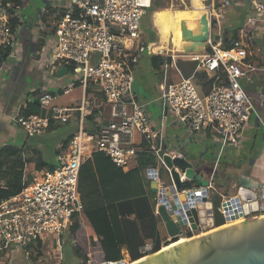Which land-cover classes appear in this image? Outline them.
Returning a JSON list of instances; mask_svg holds the SVG:
<instances>
[{
	"label": "built area",
	"instance_id": "obj_1",
	"mask_svg": "<svg viewBox=\"0 0 264 264\" xmlns=\"http://www.w3.org/2000/svg\"><path fill=\"white\" fill-rule=\"evenodd\" d=\"M38 17L39 43L48 53L45 71L51 76L65 66L72 80L62 87L68 92L78 83L84 89L97 90L102 94V101L83 93L79 102L73 106L54 104L55 94L49 90L38 96L39 104L49 111L48 115L30 113L24 115L15 112L12 123L19 131L28 136L44 133L51 121L67 122L78 111L80 121L78 129L66 140L56 154L55 164L50 169L35 171L31 180L22 189L0 201V264H10L15 250L28 254L34 243L39 242L44 234L60 237L68 229L78 213L83 210L82 195L78 188V177L82 165L96 153H102L119 169H127L137 161V152L147 151L155 156V161L144 167L145 178L156 182L154 212L164 204L163 198L168 193L184 195L180 203H186L194 216L196 225L192 227L186 215V209L173 212L181 215L186 223L181 226L183 235L187 231L204 232L214 225L213 205L209 190L214 189L213 176L210 174L207 186V201H202L200 186L185 187L184 183L193 180L176 168L183 183L178 189L163 159L164 154L171 157L181 155L178 151H163L164 127L153 125L150 116L139 102L133 88V68L142 53L147 52V43L140 37L144 24L142 18L145 8L153 6V0H45ZM165 0H162V2ZM171 6L186 9H202L208 20L209 51L204 53L187 52V55L207 71L220 68L227 79L226 83L214 85L201 96L191 77H182L176 82L160 83V118L172 117L181 124L192 138L201 139L206 132L212 140L222 146L235 145L242 141L252 112L255 107L241 85V79H250L256 67L246 64L248 44L244 38L232 39L228 46L211 38V31L225 16L230 0H168ZM24 0H0V53L7 52V59L16 55L17 24L20 22L18 9ZM163 6V4H161ZM173 12V11H172ZM264 12V0H251L249 20L258 19ZM0 62V74L8 61ZM61 75V76H62ZM103 105L108 106V117H104ZM96 110L102 119L97 129L87 130L82 126L86 112ZM95 112V111H94ZM139 133L150 146L144 149L136 146L133 135ZM220 134V135H219ZM160 166L167 171L169 182L163 184ZM255 197L243 199L235 192L224 195L217 207L224 223L233 222L230 215L242 214L237 220L247 217L264 216V182L250 184ZM174 189V192L172 190ZM192 190V196H188ZM166 193V194H165ZM171 205L173 198L167 200ZM257 201V209L245 212V206ZM208 225V228H205ZM211 227V228H210ZM144 256L152 252V243L145 241L139 247ZM129 259L103 260L99 264H115Z\"/></svg>",
	"mask_w": 264,
	"mask_h": 264
},
{
	"label": "crops",
	"instance_id": "obj_2",
	"mask_svg": "<svg viewBox=\"0 0 264 264\" xmlns=\"http://www.w3.org/2000/svg\"><path fill=\"white\" fill-rule=\"evenodd\" d=\"M250 9L251 0H230L225 16L211 31V38L227 45L232 39H243L244 34L249 36L248 39L244 38V41L248 44L245 62L246 64L254 65L256 69L250 74V79L244 78L242 80L243 85H241L256 100V109L259 117L254 116L252 120L250 117L245 136L234 147L250 148L251 158L249 166H251V171L264 179V12L258 19L251 21L248 19ZM180 15L185 17L184 13ZM150 22L152 23L151 19ZM36 30L39 31L37 28ZM188 31L192 35H196V30L192 23L186 25L185 28L177 27L174 31L173 42L158 46L155 51H147V54L151 57V66L156 70L155 88H157L159 93V113L157 115L143 106L140 95L145 94V82L139 75L138 62L133 68V88L139 102L150 116L153 125L163 123V151L175 150L182 152L174 144L179 140H212L209 132H206L201 139L192 138L186 130L178 132V128L181 126L174 122L172 117L168 116L164 121L160 118L159 86L163 81L176 82L182 77H191L201 96L205 95L216 85V80L213 79L215 71L205 70L198 65L197 61L192 60L190 56L184 57L187 56L184 53L190 51H195L194 53L209 51V45L206 43L203 46L202 42L189 38ZM38 35L39 32L36 39H32L29 42L23 40L25 43L22 41V44L17 38V44L20 43L21 47H16V55L7 59L6 69L4 68L0 74V188L2 189L7 188L8 179L16 166H21V180L23 181L26 178L31 180L35 171L52 168L55 164L56 154L66 140L78 129L80 121L78 111L74 112L67 122L51 121L49 128L44 134L51 136L57 132L60 126L63 131L60 133L53 148H50L47 141L42 137L43 133L30 136L25 134L24 139L19 138V134L22 131H19L11 120L15 112L18 110L22 112L26 107L30 108V101H35L39 104V94L45 90H51V88L57 90L52 89L55 94L52 102L59 106L76 105L85 92L94 97H96V93H100L91 88L86 90L78 83L74 84L68 92H62V87H65L70 82V78L68 75L58 76L57 74L52 78L47 77L45 63L48 53L47 51L45 53L41 47ZM140 41L150 44L155 39L146 41L143 28ZM149 44L147 47H149ZM6 73L8 74L7 76ZM28 75L31 77L30 87H28L29 83L25 81ZM62 95H64V98L56 102V99ZM97 100L102 101V96L100 100L98 98ZM40 107L44 108L41 105ZM102 109L104 117L107 118L109 114L108 106L103 105ZM168 118H170V121L166 123ZM101 120L97 111L93 109V111L84 114L82 126L87 130L94 131ZM133 139L136 146L144 149H150V146L154 144H148L139 133H135ZM213 142L214 144L217 143ZM228 146L232 145H226V147ZM101 154L96 153V159ZM103 156L105 158L95 159V164H91L90 160L93 156L81 167L86 196L79 188V177L78 188L82 197H84L82 199L83 210L76 215V219L74 218L75 222L72 223L71 227L63 231L59 237L60 239L55 244V249L61 251L65 244L70 243L71 251L76 257V264H99L103 260H115L116 258H127L131 262L129 254L137 252L141 243L159 241L160 247L163 248L165 241L168 239L164 222L154 212L155 194L153 192L148 193L143 185L132 183L127 174L132 169H138L137 161L133 162L127 169H119L111 163L115 170H121L122 173L121 175L112 176V178H104L105 166L102 164L107 160V157L104 154ZM220 165L227 170L231 166V162L227 160L226 154L218 152L213 162L210 165L208 163L206 168H211L210 174L213 171L216 174ZM206 172L209 171L207 170ZM229 178L228 181L231 183L233 193H235L236 180L233 177ZM102 179L108 185L112 182L120 181L121 186L116 189L108 188L106 186L107 183L104 185L101 182ZM247 179L250 182H264V180ZM224 195L220 196L219 201ZM140 196L145 197L137 199ZM126 201H129V203H126ZM130 203L133 206L132 208H134V212L132 211L128 214L127 207L124 206H128L126 204ZM139 205H143V207L138 213L136 207ZM66 233H70L71 236H64ZM36 254L40 255V251H33V255L36 256ZM47 254L49 255L48 252ZM28 262V258L19 253L14 254L10 264H28Z\"/></svg>",
	"mask_w": 264,
	"mask_h": 264
},
{
	"label": "rangeland",
	"instance_id": "obj_3",
	"mask_svg": "<svg viewBox=\"0 0 264 264\" xmlns=\"http://www.w3.org/2000/svg\"><path fill=\"white\" fill-rule=\"evenodd\" d=\"M155 1V0H153ZM46 1L45 0H24L23 5L18 9V14L20 15V22L17 24L19 33L17 38L18 41L25 40L27 42L31 41L32 39H36L38 31L36 30L38 26V17L40 16L39 12L42 6H45ZM156 7H150L145 8L144 15L142 18V23L145 24L144 26V33H145V39L146 41L154 40L149 44V47L146 49L148 51L153 50L155 51L157 47L164 45L167 43L165 32L158 31L156 29V24H161L164 28L167 26V10L170 11H176L180 9H186L185 7H177V6H171L168 0L163 1V6L157 7L158 9H154ZM150 19L152 21V24L150 22ZM185 24L188 25L191 22L187 17L184 19ZM153 25V28H152ZM146 27V28H145ZM215 33V32H214ZM23 43H25L23 41ZM21 44H17V47H21ZM148 52L142 53L139 57L138 61V71L141 78L144 79L145 82V94H141L142 104L145 106L146 109L154 112L156 115L159 113V93L157 91V88H155V81H156V75L154 68L151 66L150 63V55L147 54ZM187 55V52L184 53ZM184 57H188L184 56ZM6 69V67H5ZM8 74L6 73V76ZM47 77L52 78L49 73H47ZM30 76L28 75L25 79L27 83H29L28 87H30ZM72 78L70 79V81ZM243 79H241V84L243 85ZM247 82V81H246ZM244 88V87H243ZM55 90L54 88H51V90ZM245 92L247 93L246 89L244 88ZM248 94V93H247ZM255 110L257 111V102L254 99V97L250 94H248ZM95 96L100 100L102 94L96 93ZM64 98V95L59 96L56 99V102H59L60 99ZM157 98V99H156ZM254 116H257L255 112L251 113V120L254 118ZM170 118L167 119L166 123H169ZM179 124V123H178ZM180 127L178 128V132H184L185 128L179 124ZM63 131V128L60 126L57 129V132L51 136H48L47 134H42V137L47 141L50 148H53V145L56 143L60 133ZM35 135H41V134H35ZM220 135V134H219ZM25 133L21 132L19 134L20 139H24ZM171 142V141H169ZM175 146L177 148H180L181 146L185 151L188 152V159H190L192 162H194V168L204 175L205 177H210V169L206 168L207 164L209 165L213 162L214 158L218 154V152L226 154L227 160L231 162V166L225 170L224 166H219L217 173L213 176L214 181V189L210 191L211 198L217 199L219 201L220 196L225 194L229 195L233 193V189L231 187V183L228 181L229 177H233L236 181H239L241 177H247L254 180H264L263 177L253 174L251 171V166H249V160L251 158V152L250 148H240V147H234L232 146H222L220 142L217 141L216 144L210 139L207 140H189L186 139L184 141H176ZM208 147V148H207ZM103 154L96 157L94 156L90 163L95 164V159H103ZM105 158V157H104ZM107 159V158H106ZM105 166V175L104 178H112V176L121 175V170H115L111 162L107 159L102 164ZM209 172H206V171ZM82 171L79 176V188L81 189V192L85 193V183L83 176L81 175ZM130 177V180H132V183H136L139 185H143L144 188L148 193H152L149 188V181L145 178L144 172L141 169H132L127 173ZM160 175L163 177L162 183L165 184L168 181L167 178V171L163 166H160ZM231 179V178H229ZM101 182L105 185L104 179L101 180ZM108 188L116 189L117 187H120V181L112 182L108 185L106 184ZM86 196V193L84 194ZM84 197H82L83 199ZM76 219V218H75ZM75 219L72 221V223L75 222ZM72 225V224H71ZM70 225V227H71ZM205 228H208V225H205ZM211 228V227H210ZM209 229V228H208ZM212 229V228H211ZM209 229V230H211ZM208 230V231H209ZM197 233L194 231L192 232V235H196ZM71 236L70 233H66L64 236ZM60 238L56 237L55 235H52L50 233L44 234L43 238L39 242L34 243L29 249H27L28 254H24L22 252V256H26L28 258V264H76V257L71 251L70 243H67L64 245V247L61 249V251H57L55 249V244L58 242ZM40 251V255L36 254V256L33 255V251ZM15 254L21 253V250L16 249ZM49 253V255L47 254ZM61 254V255H60ZM38 255V256H37ZM46 255V256H45ZM40 256V258H39ZM20 257V256H19ZM40 260V261H38Z\"/></svg>",
	"mask_w": 264,
	"mask_h": 264
},
{
	"label": "water",
	"instance_id": "obj_4",
	"mask_svg": "<svg viewBox=\"0 0 264 264\" xmlns=\"http://www.w3.org/2000/svg\"><path fill=\"white\" fill-rule=\"evenodd\" d=\"M201 31L197 35L189 32V38L200 41L205 44L208 38V20L206 15L200 18ZM195 52V51H190ZM67 71V67L62 66L57 70V75L61 76ZM182 152L179 156L171 157L164 154L165 164L170 167L173 181L178 189L183 186L180 180L179 172L176 168L185 173V176L193 180L195 186H200L202 190V201H207L209 185V177H205L194 168V162L188 159V152L179 148ZM213 171V170H212ZM211 173V172H210ZM258 185L259 182H250L246 177H241L236 181V192L241 198H254L253 191L249 188L250 184ZM149 188L155 193L156 182L150 181ZM174 192V189L172 190ZM192 190L187 194L192 196ZM166 194V193H165ZM174 199L175 203L171 205L167 200ZM184 199V195L172 197L168 193L163 198L164 204L158 206V215L164 222L168 239L177 240L183 238L178 243L167 248L148 253L138 259L131 260V264H264V216L247 217L242 220L234 221L242 213L230 215L229 219L233 222L226 225L216 226L209 231L198 232L196 235L186 237L183 235L181 226L186 221L181 215H174L173 212L180 211L182 206L186 209V215L191 226L201 229L200 225H196L192 212L188 209L186 203H180ZM245 212L248 209L253 211L257 209V201H251L245 206ZM166 240V241H167ZM165 241V243H166Z\"/></svg>",
	"mask_w": 264,
	"mask_h": 264
},
{
	"label": "trees",
	"instance_id": "obj_5",
	"mask_svg": "<svg viewBox=\"0 0 264 264\" xmlns=\"http://www.w3.org/2000/svg\"><path fill=\"white\" fill-rule=\"evenodd\" d=\"M161 4H163L162 0H155V1H153V6L152 7H156L154 9H158L157 7H159V5L161 6ZM228 45L229 44H227L225 46H228ZM208 50H211L210 47L208 48ZM7 52H8V50H6L5 52H1L0 53V62L7 59V55H6ZM214 73L215 74L213 75V79L216 80V84H221V83H226L227 82V79H226L225 74L222 71L221 67L215 69ZM49 91L54 93V91H52V90H49ZM29 104H30V108L26 107L22 111V113L24 115H28L30 113H36V114H39V115H48L49 114V111L47 109H45V108H41L40 104H38L37 102L30 101ZM93 156H95V154ZM154 160H155V157L150 152H147V151H139V152H137V165H138V168L141 169V170H143L144 167L147 166L148 164L153 163ZM80 172H81V170H80ZM21 173H22L21 172V166L20 167L16 166L14 172L12 173V175L8 179L7 188H5V189L0 188V201L3 198H6V197H8L10 195H13V194L19 192L22 189V187L30 180V178H26L24 181L21 180ZM192 185H193V183L190 182V181H187V182L184 183L185 187H191ZM212 190L213 189L209 190V198H210V201L212 202V205H213L214 225L215 226H220V225H222L224 223V219H223V216L220 214V212L217 209V207L219 205V201H217V199H214L213 197L211 198L210 191H212ZM144 197L145 196H140V197H137V199H143ZM126 203H129V201L128 202L126 201ZM122 205H124V204H122ZM126 205H128V206H124V207H127L128 214H130L132 211L134 212V208H132L133 206H131V203L130 204H126ZM142 207H143V205H139V206L136 207V210L138 211V213H139V211H141ZM191 234L192 233L190 231H187L185 233V236L189 237V236H191ZM143 243H141L139 245V247ZM160 246H161V244H160L159 241H154L152 243V252L159 250ZM139 247H138V251L137 252H135V253L131 252L129 254V257H130L131 260H135V259H138L139 257L143 256L140 253V251H139ZM108 260H110V259H108Z\"/></svg>",
	"mask_w": 264,
	"mask_h": 264
},
{
	"label": "bare ground",
	"instance_id": "obj_6",
	"mask_svg": "<svg viewBox=\"0 0 264 264\" xmlns=\"http://www.w3.org/2000/svg\"><path fill=\"white\" fill-rule=\"evenodd\" d=\"M166 13H167V22H168L166 28H164L161 24H156V29L158 31L165 32L166 39H167L168 43L173 42V40H174L175 28H177V27L185 28V26H186L185 21H184L185 17H187L191 21V23L193 24V27L196 30L195 34L197 35L198 33H200V31H201L200 18L205 13L202 9H200V8L180 9V10H176L173 12L170 10H167ZM181 13H184L185 17H182L180 15ZM203 46H204V44H203ZM146 48H147V45H146ZM200 50H198V51H200ZM224 225H226V224H224ZM182 239L183 238H179L177 240H167L166 243H164V247L162 249L167 248L171 245H174L175 243H178ZM131 263H132V261L131 262L129 261V263H127L125 261L124 262H122V261L115 262V264H131Z\"/></svg>",
	"mask_w": 264,
	"mask_h": 264
}]
</instances>
